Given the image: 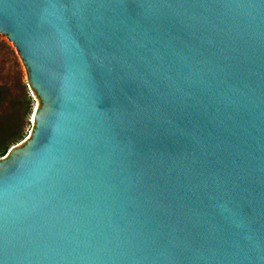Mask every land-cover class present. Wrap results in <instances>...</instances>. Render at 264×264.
<instances>
[{
  "label": "water",
  "instance_id": "obj_1",
  "mask_svg": "<svg viewBox=\"0 0 264 264\" xmlns=\"http://www.w3.org/2000/svg\"><path fill=\"white\" fill-rule=\"evenodd\" d=\"M33 128L0 158V264H264V0H0Z\"/></svg>",
  "mask_w": 264,
  "mask_h": 264
},
{
  "label": "rangeland",
  "instance_id": "obj_2",
  "mask_svg": "<svg viewBox=\"0 0 264 264\" xmlns=\"http://www.w3.org/2000/svg\"><path fill=\"white\" fill-rule=\"evenodd\" d=\"M33 113L25 66L0 34V158L30 136Z\"/></svg>",
  "mask_w": 264,
  "mask_h": 264
}]
</instances>
